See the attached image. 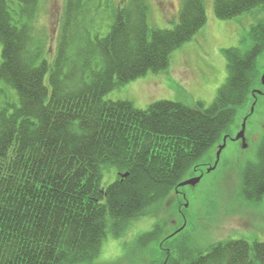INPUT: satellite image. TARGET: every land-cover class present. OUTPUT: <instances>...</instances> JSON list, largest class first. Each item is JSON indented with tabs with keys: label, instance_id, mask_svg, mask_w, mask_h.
<instances>
[{
	"label": "trees",
	"instance_id": "1",
	"mask_svg": "<svg viewBox=\"0 0 264 264\" xmlns=\"http://www.w3.org/2000/svg\"><path fill=\"white\" fill-rule=\"evenodd\" d=\"M41 1L0 0V83L9 88L0 89L9 100L0 107V264L91 262L109 235L124 237L136 220L177 197L206 156L215 152L216 159L261 83L264 19L254 25L248 49L224 51L228 77L208 107L159 100L141 109L106 99L149 72L167 71L174 52L207 24L206 1L182 0L173 27L160 28L150 23L148 0H65L54 51L36 29ZM261 10L264 0H214L221 20ZM108 175L113 181L104 183ZM240 187L239 199L262 203L264 136ZM164 227L137 242L148 248ZM162 251L165 264H264L258 239H228L199 251L181 239Z\"/></svg>",
	"mask_w": 264,
	"mask_h": 264
},
{
	"label": "rangeland",
	"instance_id": "2",
	"mask_svg": "<svg viewBox=\"0 0 264 264\" xmlns=\"http://www.w3.org/2000/svg\"><path fill=\"white\" fill-rule=\"evenodd\" d=\"M118 4L119 0H112ZM207 24L188 43L173 54L171 65L167 71L149 72L147 75L124 84L111 91L106 99L131 100L141 109L159 100H175L186 103L202 101L206 107L216 98L219 89L228 77L226 49L240 47L248 49L253 42L252 31L260 19H264V11H256L254 15L246 14L230 20H221L214 13V0H205ZM150 5L149 20L160 28L173 27L182 6V0H148ZM65 0H42L40 13L36 23L37 31H44L47 45L55 50L58 43L60 19ZM109 12L103 21L102 32L109 30ZM102 14L105 15L103 12ZM2 45L0 43V62ZM258 73L264 74V51L257 60ZM0 89H8L0 83ZM263 90L262 84L256 85L254 91ZM9 99L11 94L6 90ZM11 93L13 91L10 90ZM15 99L17 98L16 95ZM9 101L0 95V107ZM246 119L247 148L239 140H229L216 163L215 152L204 158L212 167V171L202 176L196 186H185L187 199L171 196L160 209H154L146 217L136 220L128 232L121 238L111 235L105 240L100 254L91 262L80 264H165L167 257L162 249H171L179 240H188L191 249L203 250L209 245L228 239H258L264 242V198L260 205L249 206L240 196L241 174L245 167L255 162L264 136V94H258L254 102L239 109L235 122L230 127L231 136H236ZM239 141V142H237ZM113 178L107 176L104 183ZM188 222L183 225L179 212L181 204ZM172 219L177 223H173ZM166 221V223L164 222ZM162 225V239L151 242L146 248L137 242V238L156 225ZM182 230L176 236L164 242L161 240L174 235L178 227ZM173 249V248H172ZM173 258V257H172Z\"/></svg>",
	"mask_w": 264,
	"mask_h": 264
},
{
	"label": "flooded vegetation",
	"instance_id": "3",
	"mask_svg": "<svg viewBox=\"0 0 264 264\" xmlns=\"http://www.w3.org/2000/svg\"><path fill=\"white\" fill-rule=\"evenodd\" d=\"M234 137L235 136H229L228 138H227V142L229 141V140H233L234 139ZM239 141H241L242 142V140H239ZM239 141H237V142H239ZM243 143V142H242ZM212 168V166H211V164L210 163H208L207 161H205L204 163H202L200 166H198V167H196L195 169H194V171H193V173H192V175L190 176V177H188L187 179H191V178H197V177H202V176H204L207 172H210L209 170ZM212 171V170H211ZM187 186H192V185H187ZM184 188H185V186L184 187H181V188H179L178 190H177V198L179 199V197H181L184 201L187 199V193L185 192V190H184ZM180 206V209H179V212H180V214H181V216L183 217L182 218V220H183V225L185 224V223H187L188 222V218H187V216L183 213V210H182V206H186V202L185 203H183V204H181V205H179ZM172 221H173V223H177V221L176 220H174V219H172ZM182 226H180V227H178L177 229H176V235L178 234V232H180L181 230H182ZM195 253V255H197L198 253H200V252H194ZM174 257V259H176L177 258V255L176 256H173Z\"/></svg>",
	"mask_w": 264,
	"mask_h": 264
},
{
	"label": "water",
	"instance_id": "4",
	"mask_svg": "<svg viewBox=\"0 0 264 264\" xmlns=\"http://www.w3.org/2000/svg\"><path fill=\"white\" fill-rule=\"evenodd\" d=\"M261 84L263 86V90L261 91H254V95L255 97H257L258 94H264V74L261 75ZM245 131H246V119L244 120V123L242 125V128L241 130L239 131V133L234 137L233 140H242L243 142V146L245 148H247V143H246V137H245ZM229 136H226L224 139H223V143L222 145L219 147L218 151H217V154H216V163L215 165L217 164L219 158H220V155L223 151V149L226 147L227 145V138ZM214 165V167H212L209 171L213 170L216 166ZM201 176L200 177H197V178H191V179H186L184 180L183 182H181L179 185L180 187H184V186H187V185H192V186H196L200 181H201ZM187 206V205H186Z\"/></svg>",
	"mask_w": 264,
	"mask_h": 264
}]
</instances>
